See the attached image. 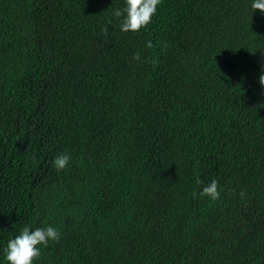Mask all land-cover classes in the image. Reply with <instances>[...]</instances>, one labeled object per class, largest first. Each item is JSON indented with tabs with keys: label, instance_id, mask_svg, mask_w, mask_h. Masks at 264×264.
<instances>
[{
	"label": "trees",
	"instance_id": "trees-1",
	"mask_svg": "<svg viewBox=\"0 0 264 264\" xmlns=\"http://www.w3.org/2000/svg\"><path fill=\"white\" fill-rule=\"evenodd\" d=\"M253 2L161 0L125 33V0H0V264L26 226L61 233L33 264H264Z\"/></svg>",
	"mask_w": 264,
	"mask_h": 264
},
{
	"label": "clouds",
	"instance_id": "clouds-1",
	"mask_svg": "<svg viewBox=\"0 0 264 264\" xmlns=\"http://www.w3.org/2000/svg\"><path fill=\"white\" fill-rule=\"evenodd\" d=\"M125 2L126 7L123 10L114 9L112 15L115 18H120L123 15L120 30L127 33L129 31L138 32L150 24L161 0H125ZM251 7L253 11L260 10L261 13H264V0H254ZM102 31L107 35L108 28L105 27ZM146 47L152 48V42L148 41ZM133 59L140 60V54H134ZM153 64L155 66V61ZM259 83L261 86H264V75L259 77ZM70 159L68 154H61L55 157L53 160L55 170H64L68 166ZM196 183L199 186L203 181L198 178ZM199 194L200 196H207L212 200L219 199L218 181L213 179L210 184L202 188ZM195 195L196 193H193L194 198ZM60 236V231L52 226L37 227L35 230H30L26 226L21 230L19 235L8 241L7 246L3 250L5 259L8 264H33V261L37 260L41 255L40 247L38 246H47L50 240L59 242Z\"/></svg>",
	"mask_w": 264,
	"mask_h": 264
}]
</instances>
